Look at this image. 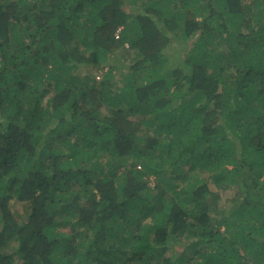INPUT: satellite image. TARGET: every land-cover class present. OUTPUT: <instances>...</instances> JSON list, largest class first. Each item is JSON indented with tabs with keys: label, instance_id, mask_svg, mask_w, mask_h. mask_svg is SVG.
Returning a JSON list of instances; mask_svg holds the SVG:
<instances>
[{
	"label": "trees",
	"instance_id": "obj_1",
	"mask_svg": "<svg viewBox=\"0 0 264 264\" xmlns=\"http://www.w3.org/2000/svg\"><path fill=\"white\" fill-rule=\"evenodd\" d=\"M0 264H264V0H0Z\"/></svg>",
	"mask_w": 264,
	"mask_h": 264
},
{
	"label": "rangeland",
	"instance_id": "obj_2",
	"mask_svg": "<svg viewBox=\"0 0 264 264\" xmlns=\"http://www.w3.org/2000/svg\"><path fill=\"white\" fill-rule=\"evenodd\" d=\"M192 41V40H191ZM191 41H189V43L187 42V44H190L191 43ZM171 46H169V48H168V50H167V54L170 56V57H172V58H174V55H176V53H178V51H181V50H183L184 48V45L186 44L185 42H183V41H181V42H171ZM132 54V53H131ZM123 61H124V57H123ZM118 64L120 65V64H122V62H119L118 61ZM89 71H92V70H89ZM79 73L80 74H84V73H86V70L84 69V70H81V71H79ZM153 183H154V180H153V178L152 177H150V179H149V185L150 186H152L153 185ZM212 190H214V187H210ZM227 191H224V192H220L219 190V194H220V196H221V205L220 206H222L223 205V203L224 202H226V201H229L230 200V198L232 197V193H234L233 192V189H226ZM241 199V198H240ZM242 200V199H241ZM12 205H13V211H14V214L15 215H17V216H15V218L17 219V220H19V216H22L23 214H24V212H25V205L24 204H22V203H17V202H13V203H11ZM218 219V218H217ZM173 250L174 251H181L182 250V248H180V245H177V246H174L173 247ZM172 252L170 251L169 253H168V255H166L167 257H170V256H172Z\"/></svg>",
	"mask_w": 264,
	"mask_h": 264
},
{
	"label": "clouds",
	"instance_id": "obj_3",
	"mask_svg": "<svg viewBox=\"0 0 264 264\" xmlns=\"http://www.w3.org/2000/svg\"><path fill=\"white\" fill-rule=\"evenodd\" d=\"M124 48L125 49H128V45L127 44H125L124 45ZM119 53V52H118ZM120 54V53H119ZM118 62V61H117ZM120 65L118 64V67H119ZM114 67H117L116 66V63L114 62ZM86 70V73H82V74H80L79 73V71H81V70ZM89 70H92V71H89ZM108 70H109V66L107 67H100V68H93V67H82V68H80V69H78V70H76V69H74L73 71H72V74H75V75H78L79 77L80 76H84V75H88L90 78H92V79H94L95 81L97 80V81H99L100 79H101V77L103 76V74L104 73H106V72H108ZM125 70H123L122 72H120V73H118V69H116L115 70V72H114V75H120V76H122V74H123V72H124ZM67 75H65V76H63V78H61L59 81H57V82H55V84L54 85H59V86H61V85H63V86H66V85H69V80H68V78L66 77ZM53 85V84H52ZM212 105V104H211ZM210 105V106H211ZM213 106V105H212ZM211 106V107H212ZM208 107H209V105H208ZM209 109H211V108H209ZM227 170H231V168H232V166L230 165V164H226L225 166H224ZM150 177H152L153 178V180L155 181V179H154V177L153 176H150ZM150 179V178H149ZM149 179H148V185H149ZM213 182H214V180H213ZM211 185H212V187H214V185L212 184V182H209ZM178 185H180V183L178 184ZM182 185H185L184 183H182ZM150 186V185H149ZM152 187V186H151ZM220 189H222V188H219V189H216L215 187H214V190H212L213 192H224V191H227L226 190V188L225 189H223V190H220ZM219 190V191H218ZM233 192L234 193H232V197L231 198H234V197H236L237 195H236V191L235 190H233ZM245 196H246V193L244 192L242 195H241V199H243V198H245ZM230 198V199H231ZM221 230H223V228L221 229Z\"/></svg>",
	"mask_w": 264,
	"mask_h": 264
}]
</instances>
